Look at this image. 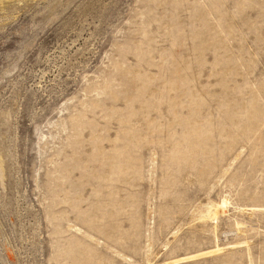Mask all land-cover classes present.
Listing matches in <instances>:
<instances>
[{
    "label": "rangeland",
    "instance_id": "1",
    "mask_svg": "<svg viewBox=\"0 0 264 264\" xmlns=\"http://www.w3.org/2000/svg\"><path fill=\"white\" fill-rule=\"evenodd\" d=\"M0 264H264V0H0Z\"/></svg>",
    "mask_w": 264,
    "mask_h": 264
}]
</instances>
